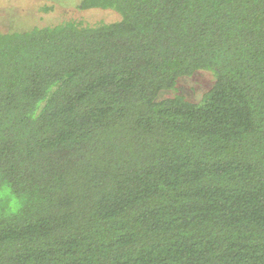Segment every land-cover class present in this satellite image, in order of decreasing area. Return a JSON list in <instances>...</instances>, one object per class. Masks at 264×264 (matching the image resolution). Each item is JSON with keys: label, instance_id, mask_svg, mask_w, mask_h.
<instances>
[{"label": "trees", "instance_id": "1", "mask_svg": "<svg viewBox=\"0 0 264 264\" xmlns=\"http://www.w3.org/2000/svg\"><path fill=\"white\" fill-rule=\"evenodd\" d=\"M79 7L0 30V264H264V0Z\"/></svg>", "mask_w": 264, "mask_h": 264}, {"label": "rangeland", "instance_id": "2", "mask_svg": "<svg viewBox=\"0 0 264 264\" xmlns=\"http://www.w3.org/2000/svg\"><path fill=\"white\" fill-rule=\"evenodd\" d=\"M81 0H0V30L23 31L33 26L55 24L68 19H78L84 24L114 22L120 14L111 8L79 7ZM212 74L198 71L190 76H181L174 89H162L158 97L175 93L190 101H198L210 87Z\"/></svg>", "mask_w": 264, "mask_h": 264}]
</instances>
